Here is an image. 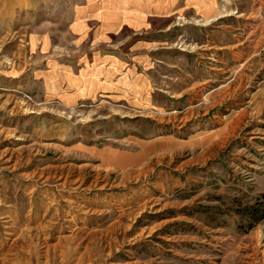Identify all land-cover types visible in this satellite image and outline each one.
I'll return each mask as SVG.
<instances>
[{"label":"rangeland","instance_id":"obj_1","mask_svg":"<svg viewBox=\"0 0 264 264\" xmlns=\"http://www.w3.org/2000/svg\"><path fill=\"white\" fill-rule=\"evenodd\" d=\"M222 1L73 103L0 41V264H264V0Z\"/></svg>","mask_w":264,"mask_h":264},{"label":"crops","instance_id":"obj_2","mask_svg":"<svg viewBox=\"0 0 264 264\" xmlns=\"http://www.w3.org/2000/svg\"><path fill=\"white\" fill-rule=\"evenodd\" d=\"M224 7L222 0H0V41L10 46L24 34L30 57L15 61L13 78L30 74L73 103L115 84L124 45L147 58L149 37L167 32L168 20L216 19Z\"/></svg>","mask_w":264,"mask_h":264},{"label":"trees","instance_id":"obj_3","mask_svg":"<svg viewBox=\"0 0 264 264\" xmlns=\"http://www.w3.org/2000/svg\"><path fill=\"white\" fill-rule=\"evenodd\" d=\"M257 213L259 214L257 215ZM252 214L256 215L255 220H259L263 218L264 217V207H262L260 210L254 209V211H252Z\"/></svg>","mask_w":264,"mask_h":264}]
</instances>
